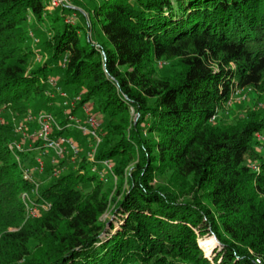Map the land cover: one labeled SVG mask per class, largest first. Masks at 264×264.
Segmentation results:
<instances>
[{
	"label": "trees",
	"instance_id": "16d2710c",
	"mask_svg": "<svg viewBox=\"0 0 264 264\" xmlns=\"http://www.w3.org/2000/svg\"><path fill=\"white\" fill-rule=\"evenodd\" d=\"M47 3L0 0V264H264V151L255 140L264 112L241 114L229 102L247 87L264 103V0H98L84 27ZM29 18L45 57L33 67ZM94 25L96 41L86 30ZM49 78L70 91L68 114L48 95ZM88 102L99 124L93 159L113 165L116 196L83 153L68 168V153L34 181L40 212L30 216L19 194L34 182L15 155L24 165L34 157L8 148L18 140L8 113L50 112L52 138L89 148L69 120ZM165 172L188 179L185 195L154 183ZM106 211L117 228L100 220ZM207 229L221 247L211 257L217 241L200 242L206 255L196 241Z\"/></svg>",
	"mask_w": 264,
	"mask_h": 264
},
{
	"label": "rangeland",
	"instance_id": "374dc122",
	"mask_svg": "<svg viewBox=\"0 0 264 264\" xmlns=\"http://www.w3.org/2000/svg\"><path fill=\"white\" fill-rule=\"evenodd\" d=\"M97 1L98 0H71V4L75 7L76 17H75L74 21L76 22V24L84 27L85 19H86L87 23H89V21L92 22V17H91V14L89 13V10H90L89 8L92 4L94 5ZM85 9H87L89 16L86 14V12L84 13L83 10H85ZM72 11H73L72 9L65 10V13L67 14V16H70ZM78 11L81 12V16L78 15ZM47 22L48 21L46 20V22H43L42 25H39L40 28L42 26H45L47 24ZM24 26L26 29V34L28 36L26 39V44L28 45V47L30 46L32 51H33V53H32L33 56L29 60V66L33 67L36 64L41 63L45 58L44 55H42L40 53V46L38 45L39 41H40L39 39L41 36H38L36 31L34 30L32 18H29L24 23ZM93 28L94 29H92V30H91V28H86V30L88 32V36L90 38H92L94 41H96V38H94V33H95V30H97V27L94 25ZM156 65L157 66H155V68H152L155 70V76L157 75V71L160 68H163L164 64L162 65V62L159 61ZM49 79L47 80V83L49 85L48 90H47L48 95L50 97H53L55 100V103L57 105L59 104L60 106L62 105V102L65 100L66 103L64 104V106H67V107H65L63 110H64L65 114H68L70 108L73 107V103H72V106L70 104L73 101V98L70 96V91L67 89L65 92L67 97H69V99L68 98L64 99L63 97H61L60 94H58V92L55 90V88L51 86ZM258 97L260 98V95L258 93L256 94L252 89H249L246 87V88H242V89H239L238 91L234 92L232 97L230 98L229 102L230 103L233 102L238 106V108H237L238 113L240 112L242 114L243 112L247 111L248 108H254L257 112H260L262 114L264 112V103L262 100L260 101V99ZM84 109L87 110L88 113L95 116L96 119L98 118V114L94 110H92L91 104L88 102L87 104H84L83 106L80 107L76 116L70 115L71 118H69V120L73 121L71 123L72 127L70 126L71 128H74V129L76 128V125H75L76 121L75 120H82L85 117ZM30 112H31L30 110H27L26 115L31 114ZM36 112L38 113V111H36ZM238 113H236V115H238ZM8 116L10 117L12 126H13L15 134L17 136V139H18L17 141L19 142L20 150L29 151L26 153H32L31 155L34 157L33 158L34 160H33L31 165H28V164L24 165L25 160L24 159L22 160L21 156H19L18 154H17V156L15 155V160H16V162H18V164L21 168L26 167L32 172L34 181H36L38 179V177H40V175L44 174V170H46L47 167L51 166L52 164H56L57 161L60 159V157H62L64 154L67 155L68 153H70L69 154L70 157L68 160L69 164H67L66 166L68 168H74L75 169L77 162L79 161L81 154L83 153L85 156V160L91 162V164H90L91 170L93 172L97 173L99 180H101L102 190L108 191V193L114 197L116 196L115 190H117L118 179L115 178L114 174L112 173V169L108 170L104 165H102V164L98 165L94 162V159H92V160L90 159V157H93V155H94L96 146L94 147V145L90 144L89 148H78V150L80 151V154H79V152H76V153L70 152L68 150V147H67L66 148L67 152L61 156H57L55 154V152H53V150H45V151H42V153H41L42 148L38 149L39 151H33V149H32L33 147L41 146V141L35 135V132L37 130L36 123L33 121H31V122L25 121L24 120L25 116H22L19 118V117H15L12 113L11 114L8 113ZM0 121H2V119H0ZM54 122L56 124L55 117H54ZM18 124L22 125V127H23L22 130L17 129ZM53 126L58 127L57 124L53 125ZM51 132H52V129H51ZM22 133H23V135H22ZM73 140H75V142L77 143L78 140H80V136H76V139H73ZM255 140H256V146H257L258 150L264 151V133L257 134V136H255ZM17 141H15V142H17ZM88 144H89V142H88ZM27 147H29L31 149L26 150ZM17 157H18V160H17ZM38 157L42 161V167H43V171L41 172L42 174L38 173V171L36 169H34V167H33V165L36 161V158H38ZM110 168H113V165ZM61 171H62V168L53 169V171H51L52 172L51 177L57 176L58 174H60ZM21 174H22V169H21ZM22 177H23V175H22ZM153 181L157 185H162V184L169 185L173 189H175V190L177 189V191H179V193L183 194V195H185V190L187 189L188 183H189L188 179H186V178L172 177L170 175V172L161 173V175L155 176ZM43 183H46V181ZM41 185H42L41 182L37 183V188ZM35 192L36 191H32V192L29 191L28 193H29V195H31L32 193H35ZM30 200H31V197L29 199L30 203L28 202V204H27V208L29 206H31V204L33 203L32 200L31 201ZM36 209L38 210V213H39L40 210H39L38 206L36 207ZM100 220L101 221L107 220V222H106L107 223L106 224L107 229H108L110 224L113 225L114 228H117L119 225V222L116 219V216H114L113 213H110L107 211L100 217ZM103 234H105V233H103ZM210 237H213L217 241V244H215L212 247L211 251L208 253V255H206L204 248H202L200 245V242L204 241L205 239L210 238ZM196 241H197L198 246L200 248H202L203 252L205 253V255L207 257L208 256L211 257L213 255V250L215 248H217V250H219L221 248L219 243H218L216 236L213 235L212 233H210V231L208 229H207L205 234L198 235Z\"/></svg>",
	"mask_w": 264,
	"mask_h": 264
},
{
	"label": "built area",
	"instance_id": "2783aa9c",
	"mask_svg": "<svg viewBox=\"0 0 264 264\" xmlns=\"http://www.w3.org/2000/svg\"><path fill=\"white\" fill-rule=\"evenodd\" d=\"M63 7V8H68L69 10L72 9V13L70 14V16L66 15V20L69 21H74L75 17H76V12H75V7L71 4V0H48V3L46 5V9L47 10H52L55 9L56 7ZM51 85L55 88V90L58 92V94L61 95V97H64L66 99V95L63 91H61V89L59 87H56L55 83L53 82L52 79H49ZM65 100L63 101V104H65ZM73 101L70 103L72 106ZM85 118L82 122H79L78 120H75L76 123V127L80 130V132L86 137V139H88L91 143V145H94V147L98 144V142L100 141L99 136H98V132H97V128L99 126L97 119L95 118V116H93L92 114L88 113L87 110H85ZM69 118H71V116L69 115ZM25 121L27 122H35L36 123V127L37 130L35 132V135L38 137V139L41 141V146H35L33 148L36 149H41V153L42 151H45L47 149H51L53 150V152H55V154L57 156H61L64 153L67 152L65 146L63 145L66 144V146L68 147V150L72 153H76L77 151V146L76 144L73 143L72 140H70L69 138H52L50 136L51 133V129H52V125H56L54 122V117L50 112H39L35 115H26L24 118ZM22 125L18 124L17 125V129L18 130H22ZM23 135V133H22ZM8 148L11 149H15V150H20V145L19 142H15L12 141L11 143L8 144ZM31 148L27 147L26 150H30ZM90 159L92 160L93 157H90ZM18 160V157H17ZM101 164L104 165L108 170L111 169V165L106 161L103 160L101 161ZM34 169H36L38 171V173H41L43 171V167H42V161L41 159L38 157L36 158V161L33 165ZM21 168V167H20ZM22 169V175L23 178L29 181H33V175L32 172L28 169V168H21ZM37 190V183L34 182V186L32 187V189L30 190V192L32 191H36ZM19 196L22 198L23 203L25 205V210L27 211V213L30 216H35L38 214V210L36 209L37 206H35L34 203L31 204V206H29L27 208V204L29 202L30 196L29 193L26 191H22L20 192ZM31 201V200H30ZM30 203V202H29ZM40 207L42 209H46L47 205L41 204ZM257 260V259H256ZM259 262V260H257Z\"/></svg>",
	"mask_w": 264,
	"mask_h": 264
}]
</instances>
